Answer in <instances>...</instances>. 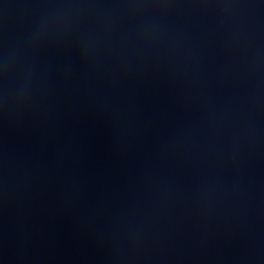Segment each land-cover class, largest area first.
Masks as SVG:
<instances>
[{"label":"water","instance_id":"water-1","mask_svg":"<svg viewBox=\"0 0 264 264\" xmlns=\"http://www.w3.org/2000/svg\"><path fill=\"white\" fill-rule=\"evenodd\" d=\"M0 264H264V0H0Z\"/></svg>","mask_w":264,"mask_h":264}]
</instances>
